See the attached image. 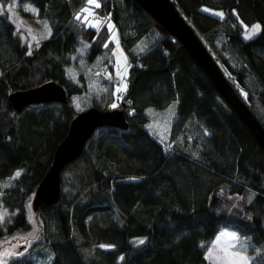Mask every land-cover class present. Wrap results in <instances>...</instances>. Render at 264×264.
Masks as SVG:
<instances>
[{"label": "trees", "instance_id": "obj_1", "mask_svg": "<svg viewBox=\"0 0 264 264\" xmlns=\"http://www.w3.org/2000/svg\"><path fill=\"white\" fill-rule=\"evenodd\" d=\"M15 1L24 15L21 3L34 6L50 33L27 48L0 9V238L30 229L31 193L81 109L71 97L86 91L87 75L79 70L72 79L65 71L78 41L85 61L105 64L97 69L104 89L84 107L109 108L116 100L105 19L128 57L122 88L128 107L125 127L96 126L61 166L57 200L34 208L37 235L5 264H207L205 248L221 226L252 242L248 264H264V151L181 43L135 0H96L97 26L80 17L86 0ZM173 1L264 126L251 107L254 99L264 107V0ZM254 22L259 29L243 37ZM218 37L233 63L216 46ZM141 38L145 45L135 51ZM47 79L63 87L65 101L10 105L8 91ZM170 99L173 141L166 148L144 126V108Z\"/></svg>", "mask_w": 264, "mask_h": 264}, {"label": "rangeland", "instance_id": "obj_2", "mask_svg": "<svg viewBox=\"0 0 264 264\" xmlns=\"http://www.w3.org/2000/svg\"><path fill=\"white\" fill-rule=\"evenodd\" d=\"M86 1L87 3L79 8L81 12L80 17L84 18L86 24L97 26L99 24L100 17L92 14L93 5H95L96 0H94L92 3H90L89 0ZM1 8L6 10L10 20L14 24L16 32L25 42L27 48L35 44L39 39L47 36L49 33V28L45 19L36 14L34 6H32L30 3H21V10H26L29 12V15H24L21 13L15 0H10L4 4L0 3V9ZM185 18L189 21L188 16H185ZM104 22L109 28V39L111 40L110 51L108 52V59L112 67L111 73L120 79L119 83L115 85L114 88H123L126 83V60L128 57L125 55L124 49L119 43L116 29L112 21L110 19H105ZM255 26H257V22H254L250 26L244 27L241 31V35L243 37L251 35L256 31ZM215 44L216 46H221L220 51L222 54L230 59V63H233L234 60L231 58L230 53H228L226 48H222V42L219 37L215 39ZM144 45V40L141 38L135 41L132 48L135 51H138L141 50ZM207 46L211 51H213L209 44ZM83 49L84 43L82 41H78L74 45L71 63L66 66L65 69L66 73L72 79L76 78L77 72L79 70L83 71L84 74L87 75L86 91L71 97L72 104L77 109L84 107L88 103H91L90 101L97 103V93L103 90L105 86V82L101 80L103 78H101V76L97 73V69H102L101 64L99 65L98 63L99 58L97 57L96 60L93 61H85L82 57ZM219 65L221 68V64ZM239 90L243 95L242 97L244 98V88L239 86ZM113 104H115V101L111 100V107ZM173 106L174 99H170L161 107L154 108L153 106L146 105L144 108L147 114V119L144 122V126L166 148L170 147L173 141L168 133ZM251 107L255 114L261 119V121L264 122L263 105L257 99H254L251 103ZM3 183L4 182L1 181L0 184ZM28 209L27 218L31 223L30 229L21 233L10 234L0 238V260L5 261L11 255L20 252L23 248H26L30 239L37 235L40 225L39 217L36 214L37 212L34 209H31L29 205ZM2 210L3 208L0 207V213ZM233 236L236 237L235 240L232 239ZM233 247L235 251L239 252L240 255L245 258L243 264H248L249 260L252 258L254 249L252 242L246 236L238 234L229 227H219L205 248L207 264H228L229 258L225 257V250L226 248Z\"/></svg>", "mask_w": 264, "mask_h": 264}, {"label": "water", "instance_id": "obj_3", "mask_svg": "<svg viewBox=\"0 0 264 264\" xmlns=\"http://www.w3.org/2000/svg\"><path fill=\"white\" fill-rule=\"evenodd\" d=\"M135 1L191 54L264 151V126L231 86L213 55L181 14L177 4L173 0ZM7 97L15 110L25 104L39 101L66 100L63 87L52 79L26 88L10 90ZM102 124L125 127L127 120L122 108L88 105L77 110L69 118L66 132L54 146L49 164L31 193L29 203L32 209L40 203L49 204L57 200L61 166L78 155L86 137L96 126Z\"/></svg>", "mask_w": 264, "mask_h": 264}, {"label": "snow or ice", "instance_id": "obj_4", "mask_svg": "<svg viewBox=\"0 0 264 264\" xmlns=\"http://www.w3.org/2000/svg\"><path fill=\"white\" fill-rule=\"evenodd\" d=\"M89 2L92 3V2H94V0H89ZM96 7H99V4H96ZM205 11H207V9H205ZM217 15L222 16L221 13H217ZM77 18H79V17H77ZM258 29H259V26H255V30H258ZM49 33H50V30H49ZM246 38H250V35L247 36ZM112 107H116V105L113 104ZM17 175H19V173H17ZM2 218H3L2 215H0V219H2ZM232 239L235 240L236 237L233 236ZM140 243H143V241H140ZM225 257L229 258L228 264H243V262L245 260V258L243 256H241L239 252L234 250V247L233 248H226ZM231 258H235V259H231ZM0 264H5V262L3 260H0Z\"/></svg>", "mask_w": 264, "mask_h": 264}, {"label": "built area", "instance_id": "obj_5", "mask_svg": "<svg viewBox=\"0 0 264 264\" xmlns=\"http://www.w3.org/2000/svg\"><path fill=\"white\" fill-rule=\"evenodd\" d=\"M135 62H139L137 59L135 60ZM105 66L104 63H101V68L103 69ZM109 80L112 84H115L117 85L120 81V79L115 76V75H110L109 76ZM114 93H115V98H116V104L121 106L123 109H126L128 107L127 103H128V100H127V97H125V92L122 88L120 87H116V89H114Z\"/></svg>", "mask_w": 264, "mask_h": 264}, {"label": "crops", "instance_id": "obj_6", "mask_svg": "<svg viewBox=\"0 0 264 264\" xmlns=\"http://www.w3.org/2000/svg\"><path fill=\"white\" fill-rule=\"evenodd\" d=\"M205 9H207V11H210V12H212V13H215V14H217V13H221V11L219 10V8H210V7H206ZM219 10V11H218ZM253 24V23H252ZM251 25V24H250ZM250 25H248V26H250Z\"/></svg>", "mask_w": 264, "mask_h": 264}]
</instances>
